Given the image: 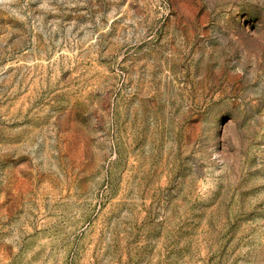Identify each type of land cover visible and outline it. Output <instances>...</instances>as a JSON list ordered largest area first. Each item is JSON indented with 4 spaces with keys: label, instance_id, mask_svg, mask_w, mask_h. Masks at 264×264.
<instances>
[{
    "label": "rangeland",
    "instance_id": "374dc122",
    "mask_svg": "<svg viewBox=\"0 0 264 264\" xmlns=\"http://www.w3.org/2000/svg\"><path fill=\"white\" fill-rule=\"evenodd\" d=\"M0 264H264V0H0Z\"/></svg>",
    "mask_w": 264,
    "mask_h": 264
}]
</instances>
